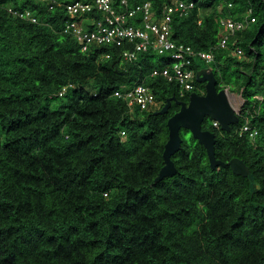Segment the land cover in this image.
Wrapping results in <instances>:
<instances>
[{
    "label": "trees",
    "instance_id": "obj_1",
    "mask_svg": "<svg viewBox=\"0 0 264 264\" xmlns=\"http://www.w3.org/2000/svg\"><path fill=\"white\" fill-rule=\"evenodd\" d=\"M74 1L0 0V264H264V0H188L196 7L172 25L177 43L209 51L222 19L252 11L256 22L237 34L245 57L231 43L211 65L218 90L241 94L240 123L229 133L203 124L216 134V158H239L251 175L213 170L182 129L172 157L178 173L158 183L167 123L180 106L155 113L190 94L152 76L170 64L153 50L135 63L123 62V48L82 52L65 33V4ZM128 1L158 12L172 2ZM24 11L37 23L13 13ZM139 84L160 109L115 96ZM246 121L259 132L255 141L238 134Z\"/></svg>",
    "mask_w": 264,
    "mask_h": 264
},
{
    "label": "built area",
    "instance_id": "obj_2",
    "mask_svg": "<svg viewBox=\"0 0 264 264\" xmlns=\"http://www.w3.org/2000/svg\"><path fill=\"white\" fill-rule=\"evenodd\" d=\"M59 4V0H40ZM69 21L65 33L74 36L82 52L94 47H117L122 49L123 62L135 63L140 55L153 50L167 56L170 64L162 70H155L153 77L161 76L170 83L179 86L181 96L195 90L197 68L195 62L211 64L215 60L214 50L197 51L189 45L177 43L173 39V20L175 15L183 17L196 7L194 1L173 0L161 12L151 2L130 6L128 0H122L119 6L113 0H77L65 4ZM228 7H234L232 1ZM53 8V6H51ZM22 18L37 23L30 11L13 12ZM256 22L249 10L243 20L224 18L220 23L218 47L230 49L239 58H244V51L238 46L237 34L245 31ZM110 55H107L109 58ZM65 90L60 93L62 96ZM116 97L127 101L129 107H139L141 111H154L159 108L156 97L149 86L139 84L132 88L124 87L115 93ZM219 128V123L214 122ZM239 136H247L255 141L259 132L247 121L238 130Z\"/></svg>",
    "mask_w": 264,
    "mask_h": 264
},
{
    "label": "water",
    "instance_id": "obj_3",
    "mask_svg": "<svg viewBox=\"0 0 264 264\" xmlns=\"http://www.w3.org/2000/svg\"><path fill=\"white\" fill-rule=\"evenodd\" d=\"M196 78L198 83L205 85V94L192 93L188 102L172 97L167 100L159 112L155 113V115L167 114L173 103L180 106V110L167 123L169 139L163 152L164 166L155 180L156 183L178 173L172 157L182 147V129L189 131L192 137L206 149L213 170L229 167L237 176L249 177L251 175L250 168L239 158H234L228 163L216 158V134L203 130L204 122L206 119L216 121L220 124L222 131L229 133L231 127L240 122V117L230 101L227 90H218V81L212 69L199 71Z\"/></svg>",
    "mask_w": 264,
    "mask_h": 264
},
{
    "label": "rangeland",
    "instance_id": "obj_4",
    "mask_svg": "<svg viewBox=\"0 0 264 264\" xmlns=\"http://www.w3.org/2000/svg\"><path fill=\"white\" fill-rule=\"evenodd\" d=\"M155 60L158 62V61H160V58L157 57ZM199 63H200V65L202 67H207L208 66V64H206L204 61H199ZM229 96H230V101H231L233 107L235 108L236 112H240L241 107L244 104V101H243V99L241 97V94H239V93H234V94L229 93ZM206 122H208L211 125L213 121L211 119H206ZM204 124H205V122H204ZM185 135H186V133H185Z\"/></svg>",
    "mask_w": 264,
    "mask_h": 264
},
{
    "label": "clouds",
    "instance_id": "obj_5",
    "mask_svg": "<svg viewBox=\"0 0 264 264\" xmlns=\"http://www.w3.org/2000/svg\"><path fill=\"white\" fill-rule=\"evenodd\" d=\"M173 1V0H172ZM129 2V1H128ZM121 4V2L119 3V5ZM130 4V3H129ZM144 4V3H143ZM115 5V4H114ZM119 5H115V6H119ZM131 7H132V5H130ZM68 22V21H67ZM219 25H220V23H219ZM66 27V26H65ZM220 32H221V29H220ZM219 38H220V34H219ZM220 40V39H219ZM217 48H219V47H217ZM217 48H213V50H214V53H215V50L217 49ZM221 49V48H220ZM212 50V49H211ZM225 50V49H224ZM227 50V49H226ZM198 51V50H197ZM210 51V50H209ZM233 52V51H232ZM233 54H234V52H233ZM234 56H236L235 54H234ZM237 57V56H236ZM245 57V56H244ZM238 58V57H237ZM215 59H216V55H215ZM243 59V58H242ZM214 62H215V60H214ZM213 62V63H214ZM213 63H211V64H208V66L207 67H205V69H212L213 70V68L211 67V65L213 64ZM203 70V69H202ZM199 71H201V70H198L197 72H199ZM198 83V81H197V78H196V80H195V83ZM200 84V83H199ZM202 85H204V84H202ZM196 88H197V86H196V84H195V90L194 91H196ZM226 90H227V92H228V95H229V93H231L230 92V90L228 89V88H225ZM65 90V92H66V89H63V91ZM194 91H192V92H190V93H186V94H192V93H196V92H194ZM205 94V93H204ZM232 94V93H231ZM60 95V94H59ZM64 95V94H63ZM62 95V96H63ZM61 96V95H60ZM185 96V95H184ZM190 97V96H189ZM229 98H230V96H229ZM159 104V103H158ZM243 106V105H242ZM158 109H160V106H159V108H157V109H155L154 111H156V110H158ZM235 109V108H234ZM238 113V115H239V117H240V112H237ZM214 122H216V121H213V125H214ZM247 122V121H246ZM240 123V122H239ZM238 123V124H239ZM220 125V124H219ZM215 127V126H214ZM216 128V127H215ZM219 128L221 129V127L219 126ZM218 129V128H217ZM239 134V133H238ZM259 136V135H258ZM258 138V137H257Z\"/></svg>",
    "mask_w": 264,
    "mask_h": 264
}]
</instances>
